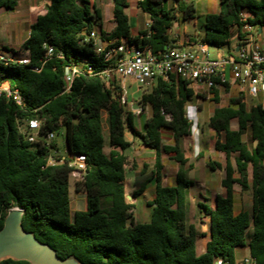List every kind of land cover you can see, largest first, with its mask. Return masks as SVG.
I'll return each mask as SVG.
<instances>
[{"label":"trees","instance_id":"16d2710c","mask_svg":"<svg viewBox=\"0 0 264 264\" xmlns=\"http://www.w3.org/2000/svg\"><path fill=\"white\" fill-rule=\"evenodd\" d=\"M49 1L21 46L29 63L0 62V85L8 82L20 98L18 103L0 93V229L7 212L17 207L24 211V228L63 259L75 255L85 264H247L245 259L236 261L237 251L247 248L251 264H264V106L248 103L237 86L227 105H221L220 90H209L215 107L207 125L215 133L214 149L225 155V165L207 161L212 171H224L223 193L216 196L215 209L199 204L203 213L199 234L195 219L188 217V190L193 185L188 174L194 165L186 157L185 141L194 125L187 115L188 103L194 98L204 100L203 94L195 93L175 74L168 80L157 78L139 100L142 111L150 110L141 130L134 112L122 103L117 80L101 76L114 68L116 60L106 62L95 54L94 41H85L95 30L106 47L126 42L144 51L163 52L176 46L177 40L170 35L175 22L196 18L194 0H139L138 8L149 26L138 33H133L126 13L131 0H112L114 27L110 31L104 30L102 11L90 0ZM18 2L0 0V10L14 11ZM243 11L247 22L242 20ZM246 23L255 32H264V0H220L219 12L205 16L200 41L216 48L230 46L232 29H237L241 41ZM194 42L198 40L180 47ZM45 44L53 47V56H47ZM73 64L81 66L82 72L68 86L66 68ZM230 88L226 84L223 90L229 93ZM31 119L41 122L40 137L34 143L20 130ZM61 128L67 154L55 158L50 152L58 147L48 145L44 137L56 135ZM166 132L172 139L169 144H164ZM247 132L251 146L244 141ZM128 135L155 152L154 176L143 178L141 172L135 179L134 196L146 193L148 184L155 181L145 223L135 221V205L126 199L125 151L132 145ZM163 153L178 164L174 185L162 184ZM78 154L86 158L83 182L76 183V191L86 194V209L72 213L70 162ZM51 158L56 162L51 163ZM202 158L200 152L198 159ZM236 187L251 192L250 210L237 209ZM205 217L210 219V239L199 255L197 239L207 234ZM2 264L30 263L9 259Z\"/></svg>","mask_w":264,"mask_h":264},{"label":"rangeland","instance_id":"374dc122","mask_svg":"<svg viewBox=\"0 0 264 264\" xmlns=\"http://www.w3.org/2000/svg\"><path fill=\"white\" fill-rule=\"evenodd\" d=\"M138 1L139 0H131V6L127 9V15L129 16L130 23L132 25V31H136L137 29H141L143 27L148 28L147 24L145 25L146 21V15L142 18V11L138 8ZM258 2H261L262 0H257ZM92 4L97 6L102 11L103 15V24L104 29L106 31H110L114 27V20L112 16V8L113 3L112 0H90ZM195 8H196V18L189 21H183L181 18H179L180 22V34L183 36L184 33H189V36H195L200 39L204 35V23H205V16L207 14L212 13H218L220 10V0H194ZM15 15L14 13L6 10H0V42L6 43V45L10 47H13L14 49L19 50V41L23 38H25L26 33L24 31V28L20 24L14 23ZM5 31V32H4ZM177 31L171 32V38H178L180 36ZM256 36V41L258 43L264 45V33L259 34L257 32L254 33ZM179 35V36H178ZM15 38V43L12 42L13 37ZM11 40V42L8 43V40ZM179 39V38H178ZM188 36H185L184 42H187ZM238 39V33L237 29H232V43L231 46H234L237 43ZM182 40V38H181ZM206 47L209 49L211 57H216L217 52L220 51L224 53L225 55H228L230 53V47L228 45L222 47V48H216L212 45L205 44ZM4 87H7V84L3 85ZM150 86H142L137 83H127L126 87L122 90L124 95L127 98L128 104L132 108L134 112H137L140 109L139 100L144 92L149 91ZM224 88H220L221 91V105H227L228 99L231 96L229 93H225ZM236 89L233 88L232 92L233 94L236 93ZM198 93L203 94L204 100L201 98H194L189 103L188 106H191L192 108H187L188 116L191 118L194 122L193 125V134L191 137L187 138L185 141V152L186 157L189 159L190 163L194 165L193 169L189 172L188 177L193 181V187H192V197H196V200H199L203 202L204 204H210L213 208H216V196L217 194L223 193V189L221 187V180L224 177V171L217 169L216 171H212L207 166V161L212 160L215 162H219L223 166L225 165V155L221 152H218L214 149V143H215V133L212 131L208 125V118L213 113V109L215 107V104L208 100L207 98L211 95L208 92V89L206 87L199 88ZM247 100H251V98L246 95ZM251 104V102H250ZM192 110V114L190 113ZM196 113V115H195ZM150 116V110L146 109L143 111L141 115H136L135 123L136 125L143 129L144 122L147 120V118ZM232 128H237V122H232ZM130 136V135H129ZM244 141L251 146L252 140L250 138V134L247 132L244 135ZM172 142L171 136L168 132L165 133L164 138V144H169ZM50 143H54L58 149H52L51 155L55 158L59 157L62 158L66 156L67 154V148H66V140H65V131L64 128H61L55 135V139L53 141H50ZM139 144L138 141H136L135 146ZM138 146V145H137ZM105 147H106V153L108 154V148H109V138L108 134L105 133ZM137 150V147H135ZM135 150V152H136ZM139 151V158L138 162L134 163V157L132 155H138V153H135L133 148H128L126 150V153L129 154V159L127 162L126 167V173L127 178L129 177L132 182L129 183V192L127 195L129 196V199L134 201L133 196L131 195L132 187H134L136 182V177L139 176V173L144 172V177L147 176H154L152 175V172L155 171V154L153 152H149L146 150H140ZM202 152L204 154V158L198 159L199 153ZM164 169L162 171V184L163 185H174L175 184V178L176 173L178 170V164L171 160L167 154L163 153L162 156ZM145 165V166H144ZM77 182H83V181H77L74 180L73 177H70V197L72 199L71 204V210L72 213L76 211H84L86 209V194L84 191L77 192L76 191V183ZM155 187V181H151L148 184V190L146 191L145 196H138L135 201V207L132 212L135 220L140 223H145L149 221V215L151 212V208L148 207L147 202L150 201L153 197V191ZM238 190L237 195V209H240L241 207L250 210L252 207V196L251 192H240L239 187H236ZM193 212H197L196 207H192ZM198 208V207H197ZM147 218L146 220H144ZM193 222H195L200 229L199 222L201 219L198 220V213L193 218ZM207 228L206 233H210V227L208 225V219H205ZM204 242V240H201L199 242L200 244ZM245 249H239L238 254H240ZM248 258V257H246ZM244 258V259H246Z\"/></svg>","mask_w":264,"mask_h":264},{"label":"built area","instance_id":"2783aa9c","mask_svg":"<svg viewBox=\"0 0 264 264\" xmlns=\"http://www.w3.org/2000/svg\"><path fill=\"white\" fill-rule=\"evenodd\" d=\"M242 20L247 22L248 14L241 13ZM244 38L240 44L233 48L228 55L218 53L216 57H211L206 45L199 41L189 47H169L163 52L152 53L144 51L135 44L122 42L119 45L104 46L99 40L98 33L93 30L85 39L86 42L94 41V52L102 57L106 62L115 59V66L112 69L101 73L104 80L108 81L114 77L123 90L127 83H137L142 86H149L157 78L161 77L168 80L170 74H175L188 82L189 87L196 93L199 88H224L226 84L237 86L239 92L257 97L264 95V45L255 39V28L246 23L243 27ZM48 57L54 55L53 47L45 44ZM238 49V50H237ZM59 57H61L59 55ZM0 62L4 64H28L29 59L18 57L14 53L0 46ZM82 69L79 65H71L66 68V81L71 85L75 77L81 74ZM89 73L93 68L89 67ZM7 84V87L3 85ZM5 92L7 96H12L18 103L20 98L17 92H11L9 83L4 82L0 85V93ZM122 103L128 110L134 112L128 104L127 98L122 91ZM143 113L140 108L135 115ZM41 122L37 119L24 121L20 125V130L25 139L34 143L39 139ZM55 139V133H49L44 137L47 144ZM60 160L59 162H62ZM51 163L56 162L51 158ZM72 171L70 176L74 180L83 181L86 172L85 155H75L70 162ZM127 164L125 166V169ZM245 262L251 264V258H246ZM216 264H220L217 261Z\"/></svg>","mask_w":264,"mask_h":264},{"label":"crops","instance_id":"0c3cea01","mask_svg":"<svg viewBox=\"0 0 264 264\" xmlns=\"http://www.w3.org/2000/svg\"><path fill=\"white\" fill-rule=\"evenodd\" d=\"M49 0H19V2H18V5H17V7L15 8V10L14 11H10V12H12V13H14V15H15V17H14V19H13V21H14V23H16V24H20L23 28H24V31H25V33H26V36H25V38H23V39H21L20 41H19V47H20V49L19 50H17V49H14L13 47H10L9 48V46L8 45H6V43H3V42H0V46L1 47H3V48H5V49H7L8 51H10V52H12V53H14L12 50H15V51H17L18 52V54H15L16 56H18V57H26L27 58V52L26 51H24V50H22L21 49V46H22V44L28 39V37H29V35H30V27H31V25L33 24V23H35L36 22V20H37V17L44 11V9L46 8V6L49 4ZM127 11V10H126ZM127 13V12H126ZM143 16H142V18L143 17H145V14L143 13L142 14ZM147 17V16H146ZM146 19H148V18H146ZM189 21V20H188ZM147 22L149 23V19H148V21H146V23H145V25L147 24ZM131 24V23H130ZM132 26V25H131ZM103 28H104V24H103ZM145 29V27H143V28H141V29H137L135 32L133 31V33H138L139 31H143ZM105 30V29H104ZM172 31H177V33H179L180 34V22H175V24H174V26H173V29L171 30V32ZM5 32V31H4ZM171 32H170V35H171ZM238 33V32H237ZM264 32H262L261 30H260V33L259 34H263ZM179 36V35H178ZM180 36H181V38H182V40H181V38L180 37H178V38H173L174 40H177V42H175L174 44L176 45V46H178V47H180L182 44H187L188 42L190 43V42H193L194 40H199L198 38H196L195 36H189V33H184V35L182 36L181 34H180ZM185 36H188V39H187V42H184V40H185ZM13 38V40L12 39H10V40H8V43L9 42H11V40H12V42L13 43H15V38H14V36L12 37ZM255 39H256V36H255ZM199 42V41H198ZM195 43V42H194ZM197 43V42H196ZM195 43V44H196ZM240 44V40H239V38L237 39V43L234 45V46H229L230 47V51L233 49V48H235L236 46H238ZM194 45V44H193ZM190 45H186V46H184V47H189ZM218 53H221V54H224V53H222V52H220V51H218L217 52V54ZM234 88V86H231V88H230V92H229V94H232L233 92H232V89ZM220 90V89H219ZM237 91L239 92V89L237 88ZM236 91V92H237ZM194 92L196 93V91L194 90ZM246 95H248V94H246ZM250 98H251V100L249 101V100H247L248 101V103H250L251 102V105H255V104H258V103H261L263 106H264V95L263 94H260L259 96H257V97H252V96H250V95H248ZM211 97V96H210ZM210 97H208L207 99L209 100L210 99ZM247 99V98H246ZM193 113V112H192ZM195 115H196V113H195ZM211 116V115H210ZM209 116V117H210ZM145 123V122H144ZM138 127V126H137ZM139 128V127H138ZM139 129H141V128H139ZM141 130H143V129H141ZM128 139L132 142V145H131V147H129V148H133V150H134V152H135V147H137V150H136V152L135 153H138V155H132L133 157H134V163H135V160H136V163L138 162V158L140 157L139 156V151H138V149H144V150H146V151H149V152H153L154 154H155V152L153 151V150H151V149H147V148H145V147H143V146H141L140 144H137L136 146H135V143H136V141H134L129 135H128ZM139 143V142H138ZM108 151H110V147L108 148ZM105 152H106V147H105ZM125 155L127 156V162H128V159H129V154H127L126 153V151H125ZM163 156V155H162ZM154 160H155V157H154ZM145 166V165H144ZM128 182L129 183H133L132 182V180L128 177L127 178V173H126V180H125V189H126V194H128V193H130L129 192V184H128ZM134 184V183H133ZM164 186H166V185H164ZM192 187H193V185L189 188V190H188V197H189V204H188V217L189 218H193L195 215H197V213H198V219L201 217V216H203L202 214L203 213H201V209H200V207H199V204H204L203 202H201V201H199V200H196V197H192ZM134 192H135V185H134V187H132V192H131V195L133 196V198H134V201H132L131 203H134V205H135V201H136V199H137V197L138 196H134ZM146 195V193H143L142 194V196H145ZM218 195V194H217ZM141 196V195H140ZM72 200V199H71ZM208 205H210V204H208ZM196 207V210H197V212L195 213H193L192 214V212H193V208L192 207ZM198 207V208H197ZM210 207L211 208H213L211 205H210ZM213 209H215V208H213ZM133 210H135L134 208L132 209V211ZM150 216V215H149ZM206 219H208V225H209V227H210V219H209V217H205ZM147 218H145L144 220H146ZM136 221V220H135ZM196 228H197V230H198V232H199V234H200V229L198 228V226H196ZM209 239H210V233L209 234H206L205 236H199L198 237V239H197V251H198V254L200 255V254H203L205 251H206V246H207V243H208V241H209ZM201 240H204V242H202L201 244H200V246H199V242L201 241ZM243 249H245V250H243L240 254H238V251H237V255H236V261L239 263L240 261H242V260H244V258H246V257H250V254H249V250L247 249V248H243Z\"/></svg>","mask_w":264,"mask_h":264},{"label":"water","instance_id":"95a60500","mask_svg":"<svg viewBox=\"0 0 264 264\" xmlns=\"http://www.w3.org/2000/svg\"><path fill=\"white\" fill-rule=\"evenodd\" d=\"M254 146H257V141ZM126 199L131 203L128 195ZM23 217L24 211L15 207L4 218L0 229V264L9 259L30 264H85L75 255L61 258L52 246L41 242L33 232L24 228Z\"/></svg>","mask_w":264,"mask_h":264},{"label":"clouds","instance_id":"9594fccd","mask_svg":"<svg viewBox=\"0 0 264 264\" xmlns=\"http://www.w3.org/2000/svg\"><path fill=\"white\" fill-rule=\"evenodd\" d=\"M188 107H189V108H192L191 106H187V108H188ZM189 108H188V109H189ZM190 113L192 114V110H191ZM187 115H189L188 112H187ZM188 117H189V116H188ZM190 120H192V119L190 118ZM192 121H193V120H192Z\"/></svg>","mask_w":264,"mask_h":264}]
</instances>
